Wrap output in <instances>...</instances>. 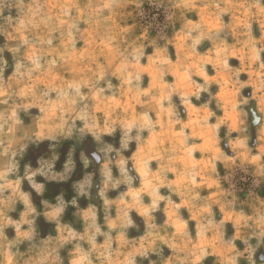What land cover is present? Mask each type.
<instances>
[{
	"label": "rangeland",
	"instance_id": "374dc122",
	"mask_svg": "<svg viewBox=\"0 0 264 264\" xmlns=\"http://www.w3.org/2000/svg\"><path fill=\"white\" fill-rule=\"evenodd\" d=\"M0 264H264V0H0Z\"/></svg>",
	"mask_w": 264,
	"mask_h": 264
},
{
	"label": "water",
	"instance_id": "95a60500",
	"mask_svg": "<svg viewBox=\"0 0 264 264\" xmlns=\"http://www.w3.org/2000/svg\"><path fill=\"white\" fill-rule=\"evenodd\" d=\"M249 110H250V113H251V116H252V122H253L254 125H256V123L258 122V120H260V116H258L256 114V111L253 108H250ZM92 155L94 157H96V153L95 152H93Z\"/></svg>",
	"mask_w": 264,
	"mask_h": 264
}]
</instances>
